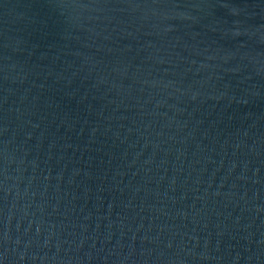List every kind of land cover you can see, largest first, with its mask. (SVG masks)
Listing matches in <instances>:
<instances>
[{"label": "water", "instance_id": "95a60500", "mask_svg": "<svg viewBox=\"0 0 264 264\" xmlns=\"http://www.w3.org/2000/svg\"><path fill=\"white\" fill-rule=\"evenodd\" d=\"M0 264H264V0H0Z\"/></svg>", "mask_w": 264, "mask_h": 264}]
</instances>
